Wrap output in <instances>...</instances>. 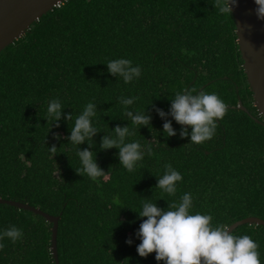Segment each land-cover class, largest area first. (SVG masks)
I'll use <instances>...</instances> for the list:
<instances>
[{"label":"trees","instance_id":"16d2710c","mask_svg":"<svg viewBox=\"0 0 264 264\" xmlns=\"http://www.w3.org/2000/svg\"><path fill=\"white\" fill-rule=\"evenodd\" d=\"M119 58L140 66L141 76L124 83L111 75L107 62ZM243 62L233 13L220 14L211 0L62 1L0 52V197L60 215V264H163L155 253L137 252L136 231L146 218L133 208L140 210L145 197L167 208L189 192L192 212L212 214L214 225L264 219V125L256 120L263 117ZM185 88L215 92L228 105L214 137L203 144L190 142V135L181 138L174 119L177 135L163 134L165 119L156 109L169 112L170 98ZM121 96L140 97L132 110L148 111L161 141L134 172L120 166L119 149H99L107 131L130 124ZM56 98L74 117L89 102L98 104L93 122L105 130L94 137V151L97 163L111 171L107 180L76 172L81 165L77 147L67 140L68 121L61 119L49 132L44 116ZM130 127L135 135L129 141H152L149 127ZM57 132L62 139L54 138ZM52 144L58 147L55 158L48 151ZM79 147H88L87 141ZM166 163L183 176L175 196L154 187ZM11 225L24 235L15 243L0 241V264H56L52 222L0 203V232ZM234 231L258 242L264 264V225L246 223Z\"/></svg>","mask_w":264,"mask_h":264},{"label":"clouds","instance_id":"9594fccd","mask_svg":"<svg viewBox=\"0 0 264 264\" xmlns=\"http://www.w3.org/2000/svg\"><path fill=\"white\" fill-rule=\"evenodd\" d=\"M215 9L220 14H230L232 16L233 6H238V0H211ZM257 5L256 14L259 19H264V0H255ZM107 71L118 76L124 83H130L141 76L140 66H134L130 59L119 58L107 62ZM183 89L173 94L169 112L157 108L156 111L161 118L165 119L163 124V134L166 137L177 135V130L173 127L172 120L182 127L179 131L181 138L190 135V142L203 144L212 139L218 127V121L222 120L228 111V105L215 92L201 90ZM140 97L133 96L125 98L119 97V103L124 106V115L130 121L127 125H116L112 132H106L101 137L99 149L107 150L119 149L116 155L119 164L128 172H134L139 162L146 155H151L153 146L159 147L158 131H152V116L148 111L132 110ZM65 106L59 98L51 99L48 102L46 115L44 116L48 124L52 127H59L61 119L68 121L70 134L67 140L77 147V156L80 160V167L75 170L78 174L87 176L93 181L99 178L108 179L111 171H105L96 159L94 137L100 133L102 128L94 125L93 118L96 117L98 104L89 102L83 111L74 117L73 112H64ZM108 114V109L103 110ZM171 116L172 119H166ZM74 121V123H73ZM39 125V124H37ZM130 125L140 129L147 126L152 131L153 139L147 144L139 141H129V137L135 135V130ZM189 127L191 132L189 133ZM48 132V133H49ZM54 138L62 139L61 133H54ZM87 141L88 147L81 149L79 146ZM52 158L58 153L56 144L48 147ZM21 159L25 158L22 154ZM165 172L158 176V182L154 186L161 189L169 196H175L178 183L183 180L181 173L174 169L171 163L164 165ZM160 198H164L163 196ZM194 200L191 193H184L178 202H169L167 208L158 206L157 202H152L150 198L144 199L142 208L137 211L142 222L136 236L141 240L137 245V252L141 257H147L155 253V259L163 264H262L260 259L259 244L248 234L237 235L228 225L223 223L213 224V215L201 212H192ZM121 223V221H120ZM119 224V223H118ZM23 230L11 225L0 232V241L5 238L13 243L23 238ZM129 245L133 243L131 237L126 241ZM4 244L0 243V249Z\"/></svg>","mask_w":264,"mask_h":264},{"label":"water","instance_id":"95a60500","mask_svg":"<svg viewBox=\"0 0 264 264\" xmlns=\"http://www.w3.org/2000/svg\"><path fill=\"white\" fill-rule=\"evenodd\" d=\"M62 1L64 0H0V52ZM256 8L255 0H238V6H233V15L244 71L253 92L254 104L259 115L263 117V120L259 118L256 120L264 125V19L257 17ZM239 107L247 111L241 103ZM0 203L30 210L52 222L51 250L56 264H60L57 248L60 215L50 214L20 200L0 197ZM246 223L264 225V219L247 216L235 221L230 227L234 230Z\"/></svg>","mask_w":264,"mask_h":264},{"label":"built area","instance_id":"2783aa9c","mask_svg":"<svg viewBox=\"0 0 264 264\" xmlns=\"http://www.w3.org/2000/svg\"><path fill=\"white\" fill-rule=\"evenodd\" d=\"M60 3H61V2H60ZM60 3H59V4H60ZM59 4H57V5H59Z\"/></svg>","mask_w":264,"mask_h":264}]
</instances>
